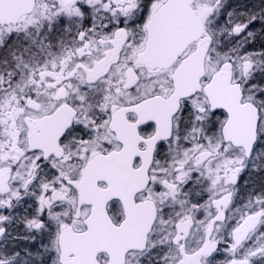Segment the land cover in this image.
I'll return each mask as SVG.
<instances>
[{
	"label": "snow or ice",
	"instance_id": "6c2138e0",
	"mask_svg": "<svg viewBox=\"0 0 264 264\" xmlns=\"http://www.w3.org/2000/svg\"><path fill=\"white\" fill-rule=\"evenodd\" d=\"M0 264H264V0H0Z\"/></svg>",
	"mask_w": 264,
	"mask_h": 264
}]
</instances>
